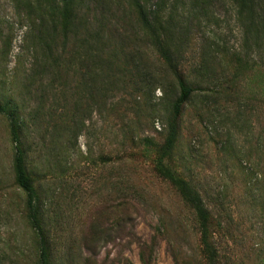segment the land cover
I'll list each match as a JSON object with an SVG mask.
<instances>
[{"label":"rangeland","instance_id":"rangeland-1","mask_svg":"<svg viewBox=\"0 0 264 264\" xmlns=\"http://www.w3.org/2000/svg\"><path fill=\"white\" fill-rule=\"evenodd\" d=\"M61 1L0 0V104L20 118L49 264H210L155 172L172 71L127 0H74L66 28ZM145 1L193 89L168 165L212 214L214 264H264V45H245L231 0ZM14 148L0 115V264H37Z\"/></svg>","mask_w":264,"mask_h":264},{"label":"trees","instance_id":"trees-1","mask_svg":"<svg viewBox=\"0 0 264 264\" xmlns=\"http://www.w3.org/2000/svg\"><path fill=\"white\" fill-rule=\"evenodd\" d=\"M127 1L137 15L140 27L151 38L156 52L172 71L179 89L177 102L172 106V119L168 126L167 137L158 152L155 172L176 189L184 203L193 210L198 223L201 251L204 258L210 264H214L216 262L217 249L209 231L213 222L212 214L190 183L176 175L168 165L176 141L178 118L183 104L188 101L193 89L186 85L178 73L166 33L164 28H162V23L156 20V13L152 16L151 12L145 10V0ZM231 2L235 8V19L243 32L245 45L247 46L251 42L254 46L258 42L264 45V0H231ZM73 4L74 0H62L60 4H56V21L59 20L58 22L62 24L63 28H66L68 24H72L71 19L75 17ZM0 115L6 118L12 142L15 143L13 156L14 179L16 186L25 195V216L28 226L35 235L38 254L37 264H49L48 249L38 218L32 181L25 172L23 154L19 148V143H17L20 118L8 102L0 104Z\"/></svg>","mask_w":264,"mask_h":264}]
</instances>
